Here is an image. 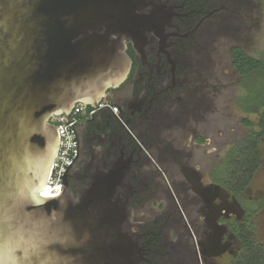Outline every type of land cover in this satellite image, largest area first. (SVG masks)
<instances>
[{
	"label": "flooded vegetation",
	"instance_id": "flooded-vegetation-1",
	"mask_svg": "<svg viewBox=\"0 0 264 264\" xmlns=\"http://www.w3.org/2000/svg\"><path fill=\"white\" fill-rule=\"evenodd\" d=\"M116 3L135 19L131 66L103 98L117 115L99 110L80 129L74 199L94 172L131 167L127 224L139 264H232L240 205L226 184L240 144L238 58L261 35L264 0Z\"/></svg>",
	"mask_w": 264,
	"mask_h": 264
},
{
	"label": "water",
	"instance_id": "water-1",
	"mask_svg": "<svg viewBox=\"0 0 264 264\" xmlns=\"http://www.w3.org/2000/svg\"><path fill=\"white\" fill-rule=\"evenodd\" d=\"M129 12L116 0H0V264L140 263L131 167L94 172L75 200L77 150L63 191L40 196L59 146L52 117L97 108L129 73Z\"/></svg>",
	"mask_w": 264,
	"mask_h": 264
},
{
	"label": "trees",
	"instance_id": "trees-1",
	"mask_svg": "<svg viewBox=\"0 0 264 264\" xmlns=\"http://www.w3.org/2000/svg\"><path fill=\"white\" fill-rule=\"evenodd\" d=\"M240 75L244 93L240 97V108L247 114L260 117L259 130H252L240 144L229 153L227 184L229 194L237 202L244 196L262 165V143L264 142V57L255 59L240 50ZM247 126L254 127L250 121ZM250 203L251 200H250ZM240 204V203H239ZM240 209V226L235 220L232 230L240 239V254L232 264H264V244L257 238L255 226L251 221V210ZM246 212V215H245Z\"/></svg>",
	"mask_w": 264,
	"mask_h": 264
},
{
	"label": "built area",
	"instance_id": "built-area-1",
	"mask_svg": "<svg viewBox=\"0 0 264 264\" xmlns=\"http://www.w3.org/2000/svg\"><path fill=\"white\" fill-rule=\"evenodd\" d=\"M102 109H108L116 115L118 113L117 107L105 99L99 103L97 108L88 107L85 104L79 103L73 108L68 116L63 114L52 117L51 122L56 126L59 132V146L46 183V188L40 192V196L46 197L59 195L63 191L64 172L76 158L77 150L79 151V154L67 173L76 166L80 159V129L87 120L93 118L96 113ZM69 119L71 122H69ZM71 123L73 124V127ZM76 136L78 139V148L77 141L75 140Z\"/></svg>",
	"mask_w": 264,
	"mask_h": 264
},
{
	"label": "rangeland",
	"instance_id": "rangeland-1",
	"mask_svg": "<svg viewBox=\"0 0 264 264\" xmlns=\"http://www.w3.org/2000/svg\"><path fill=\"white\" fill-rule=\"evenodd\" d=\"M261 35L259 36V39L254 42L252 45H250V48L247 49V44L244 43V47L246 48L247 52L254 56L257 59H261L264 57V26L262 31L260 32ZM244 93V88L242 85V81L240 83V97ZM239 118H240V126H238V136L240 137V141L244 139L252 130L258 128V122L260 120V117L255 114H247L245 113L241 108L240 111H238ZM248 120L251 123L254 124V127L247 126L245 121ZM236 137V138H237ZM262 165L258 172L256 173L254 180L252 181L249 190L244 196H240V209H246L251 210L249 212V215H251V221L253 222L257 234V238L264 244V142L262 143ZM250 200L252 203H250ZM246 215V212H245ZM244 216V215H243ZM243 216L240 218V220H243L246 217Z\"/></svg>",
	"mask_w": 264,
	"mask_h": 264
}]
</instances>
